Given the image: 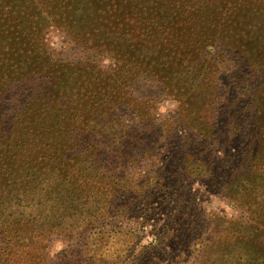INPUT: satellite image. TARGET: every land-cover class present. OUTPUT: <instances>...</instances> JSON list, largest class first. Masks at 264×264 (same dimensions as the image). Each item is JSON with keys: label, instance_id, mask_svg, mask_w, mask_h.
Returning <instances> with one entry per match:
<instances>
[{"label": "rangeland", "instance_id": "rangeland-1", "mask_svg": "<svg viewBox=\"0 0 264 264\" xmlns=\"http://www.w3.org/2000/svg\"><path fill=\"white\" fill-rule=\"evenodd\" d=\"M27 1H30V6L26 4ZM56 1L64 0H4L0 3V7L8 8L0 10V20L3 19L4 21L1 24L2 28L3 25L8 24L5 30L8 29L9 31L8 33L5 32V35L10 36L13 33L9 46L12 52L15 53V60H19L22 56L24 58L31 56L28 62V59H23L22 61L29 64L28 70L19 65L17 67L18 62H7L15 65V69L0 68V80L3 76L7 81L10 78L13 82H17L18 88L24 89L27 87L28 90H31V88L38 86L39 89H42L41 92H45L42 97H39L37 93L34 94L33 91H30L29 95L22 97L19 94L13 96L10 93L11 114L12 116L15 114L20 115L15 118L13 126L16 134L20 130L24 134V130L28 126L22 113L28 100L35 104L37 100L43 99L42 104L44 107L59 101L65 107L68 106L70 108L82 105L83 102L88 101L92 97L94 94L92 88L85 86L84 89H75L76 84L74 82L82 81L85 83L86 80L82 78L89 79V73L98 66L97 63L95 67L94 65L89 67L86 66L85 62H101L110 70L111 73L109 74L112 75V79L117 82L116 84L119 88L121 84L119 80L125 79L133 87V96H138L139 99H143L142 96L151 97L152 99H148L146 104L143 103L140 111L142 114L136 112L140 116H137V114L131 115V113L127 114V116L131 115L127 117L129 125L131 124L133 128L138 127L148 130L149 136L140 146H135L134 148L130 145L125 146L124 152L127 155L122 159H116V162H126L127 172L129 170L124 182L125 186H127L123 197L124 202L127 204L126 207L123 210L118 209V202H116V199L111 198L112 195H109L108 199L112 200L111 203L107 205L106 201H100L97 204L99 208L98 218L89 224L86 231L80 234H73L56 228L48 229L40 247V250L44 253L45 264H252L246 257L247 251L244 243L255 238L256 231L264 230V169L259 168L258 170L256 167L248 170L246 166H243L242 172L255 173L251 179L255 186L253 192H248L247 194H245V191L239 192L241 195L240 199L245 201V204L241 206L236 195L233 197L230 189L227 193L225 187H223L222 175L224 174L222 172L224 168H222V165L225 161V157H223L225 153L237 154L246 148L245 145L241 144L242 141L240 144H234L231 148H216L214 154L217 159H221V161H216L212 160L214 157L207 151L210 147H200L197 140H193L195 143L193 145L186 144L187 139L185 140V138L188 133L186 128L175 125V130L171 131L172 129L163 125L162 122L168 115L187 109L188 103L192 101L189 87L184 83H180V78L173 80L175 78L172 74L174 70L169 69L172 67L173 62L176 63L174 66H176L177 71L178 66L183 65L185 62L194 64L207 62L209 66H218V62L220 64L224 62L225 66L223 69L226 68L227 71V66H235L237 63L243 62L241 53L229 54L218 43L211 46L208 45L204 49L200 45L188 49V45H184L187 47H180L179 43L173 44L172 41L170 44L162 43V41L153 44L149 40L148 43L139 45V41L135 42V38H139V35L133 34L128 41L122 40L121 42L118 40L114 44L113 42L108 43L104 50H109L112 53L120 50L122 59H127L124 62H130V64H124L123 75L121 76L118 68L112 69L117 66V63H119L118 67L123 64V61L119 60L116 54L97 53V50L92 49V46L97 41L94 43L92 41L89 47H86L81 45L82 39H80L79 46L77 45L74 40L79 39L77 34L81 29H78L73 20L69 19L72 14L78 16V13H76V4L78 3H81L82 7H84L83 11H80L81 14L95 15L94 11L96 9L93 10V8L110 6L119 3L118 0H74V3L68 1L65 4H57ZM128 1L130 4L134 2L135 6L138 2L137 0ZM143 1L140 0L141 7L146 8L145 10L148 8V11H155L158 18L170 14H175L176 16L178 12H175L174 9L168 13H166V10H169L171 6H190L186 3L189 2L193 3V7L190 6L192 14H202L204 18L211 16L213 19H217L219 17L214 12L218 6L223 8L229 4L232 5L230 2L233 0H210L209 6L205 8L199 5L200 0ZM239 1L242 2V9L239 7L240 13L238 12V14H240V17L237 19V25L235 26L236 32L245 31L246 29L245 33H247V36L251 32H260L261 30L257 29L254 31L250 27L255 24V21L261 19L262 15L260 14L264 6H261V9L258 3L250 0ZM120 2H124V0H120ZM35 3L40 6V9L38 8L37 10L33 6ZM150 3L154 4L151 6ZM16 6H24L26 13L22 15L23 10L17 11ZM131 6L133 5L131 4ZM182 10L183 8L179 7V12ZM247 11H252L251 15H246ZM137 12L138 14H143V10L139 12L137 9ZM27 15L33 16V27L23 37L15 36L20 34L13 32L19 25L18 19L28 20L29 18H24ZM64 18L65 21H63ZM215 22L217 23L219 34L214 38H216L217 42H224L225 38L231 37L232 33L230 31L233 32V30L227 31L221 26L222 23L219 20ZM1 31L2 29H0ZM81 32L83 33L82 30ZM211 32L214 33V31ZM220 33L223 35H220ZM238 34L241 35V32ZM87 38L89 39L90 37ZM4 40L5 36L0 34V53L2 48L7 47V44L2 43ZM143 40L145 41V39ZM121 43L125 45L123 47L125 50L120 48ZM19 50L26 51L18 52ZM4 52L7 56L9 55L7 50ZM94 55L97 57H94ZM34 62H38V64ZM254 62L256 61L254 60ZM139 64L142 65L140 67L144 68V73L137 69ZM53 65H57L55 76L49 75L50 66ZM31 66H34V68L31 69ZM151 67L155 69L154 73ZM34 69L39 74L43 73V75L39 77L38 74L32 73L31 71ZM74 70L79 71V73H75ZM231 70L230 75L228 72L225 77L227 81H231L232 84H229L230 86L234 82L232 79L239 80L241 78L240 76L237 77V73L233 68ZM5 71L6 73L4 74ZM147 71L152 72L153 75H149ZM253 71L257 70L253 69ZM14 72L17 73L15 74ZM27 72H30L29 79L23 78V75ZM241 73L244 74L245 72L241 71ZM155 74H159V77L155 76ZM137 80L142 81L136 84ZM262 80L256 79V81L260 82ZM164 81H168V90L162 86ZM247 81L248 79H245L244 82L246 83ZM9 83L12 85L10 81ZM61 90L63 93L60 92ZM90 100H93V98H90ZM35 111L37 109L33 108V117L35 116ZM78 111L77 107L76 113ZM43 118L44 115H42V120ZM34 126L37 130L41 129V119ZM151 126L153 129H151ZM172 133L176 141L167 143L166 141ZM23 134V138L28 140V136ZM39 143L40 141L36 145L38 146ZM125 143L127 144L128 142ZM195 145H197L196 149L193 150ZM150 149L173 152L166 156L172 160L173 164V168L168 173L164 174L162 171H158V166L161 163L153 155L146 154V150ZM46 150L38 149L28 152L26 156L30 158L29 164L27 160H21L15 166L14 169L19 167L16 175L10 181V184L5 185L3 190L5 195L11 192L6 195V201L14 198V194L20 197L24 191L29 193V189H33V187H37L38 196L33 198L34 201L26 198L22 199V206L18 208L17 212L16 205L11 210L2 208L0 210V215H3L2 221L6 222V216L9 214L12 220L18 219L20 215L17 217L15 215L23 211L22 207L39 202L40 198L46 194L45 188L49 187L52 190L54 188L52 186L58 182L44 179L42 183L38 184V174L34 168H31L41 165L40 163L44 167L48 162L51 163L49 159L51 154ZM113 150L115 148L111 147V151ZM68 151L72 150L68 149ZM190 152L194 154L201 152V154H207L208 156L204 160L210 166L207 165L203 168L204 170L199 175L200 177L192 176V171L197 164L195 163L194 155ZM67 154L69 155L68 162H76L78 160V153L75 151ZM122 156H119V158ZM222 160L224 161L222 162ZM84 166L89 167V164L83 165L81 163L77 167ZM29 167L32 175L34 174V178L31 177V174L30 176L27 175ZM70 172L69 167L66 172L60 173L64 179L60 178L59 180L63 182ZM111 178L112 174H108L96 184L100 189L109 187L114 190L113 183L107 185ZM28 186L30 187L28 188ZM225 193L230 197L232 196L231 200L226 198ZM102 210L104 211L100 213ZM31 212L35 214H31L28 218L33 219L34 215L39 216L38 212H34L31 209L25 210L23 214L27 216ZM227 220L236 221V224H227ZM39 222L41 220L37 218L35 225L39 224ZM113 230L117 231V236L107 237L106 235ZM234 231L236 233L229 238L227 235L232 234ZM111 235L114 234L111 233ZM99 237L100 239L102 238L101 241L99 240L100 244L96 243L93 245L96 247H92L90 243L97 242ZM99 246H101V249ZM93 254L95 257L89 261L88 256ZM101 255L105 256L107 260L100 259L98 256ZM241 256L243 258H240Z\"/></svg>", "mask_w": 264, "mask_h": 264}, {"label": "trees", "instance_id": "trees-1", "mask_svg": "<svg viewBox=\"0 0 264 264\" xmlns=\"http://www.w3.org/2000/svg\"><path fill=\"white\" fill-rule=\"evenodd\" d=\"M2 1L4 0H0V3ZM68 1L74 3V0L56 1V3L65 4ZM137 1L136 6L134 2L131 3L133 5L131 6L128 0H124V2L118 0L119 3L110 6L93 8V10L96 9L94 11L95 15L81 14L80 11H83L84 7H82L81 3L76 4L78 16L72 14L69 19H72L75 26L81 29L83 33L80 30L77 34L79 41L77 39L74 41L79 46L80 39H82L81 45L86 47H89L92 41L93 43L97 41L92 46V49L97 50V53L116 54L118 59L123 61V64L118 67L119 63H117V66L112 69L118 68L121 76L123 75L124 64H130V62H124L127 59H122L120 50H116L115 53L104 50L108 43L113 42L114 44L118 40L121 42L122 40L128 41L133 34L139 35V38H135V42L139 41V45L146 44L149 40L153 44L161 41L162 43L170 44L172 41L173 44L179 43L180 47H187L184 45H188V49H192L200 45L204 49L208 45L211 46L218 43L229 54L241 53L243 62L237 63L235 66H227V71L226 68L223 69L225 66L224 62L221 64L218 62V66H209L207 62L195 64L185 62L183 65L178 66V71L175 68L176 66H174L176 63L173 62L172 67H174L169 68L174 70L172 74L175 78L173 80L180 78V83H184L189 87L192 101L188 103L187 109L168 115L162 122L163 125L172 129L171 131L175 130V125L186 128L188 131L185 138V140L187 139L186 144L193 145L195 144L193 140H197L200 147H210L207 151L214 157L212 160L216 161H221L214 154L216 148H231L234 144H240L242 141L241 144L246 146L242 152L240 151L237 154L225 153L223 156L225 161L222 160V162L224 161L222 165V168H224L222 172L224 174L222 175L223 187H225L227 193L230 189L232 196L236 195L242 206L245 201L240 199L241 195L239 192L245 191V194L253 192L255 186L253 181H251L255 173L242 172L243 166H246L248 170L256 167L258 170L259 168L264 169V8L262 9L264 0H250L258 3L259 8L262 6L260 14L262 16L261 19L254 20L255 24L250 27L254 31L257 29L261 31L251 32L248 36L245 33L246 29L245 31L236 32L235 26L237 25V19L240 17L238 12L240 8L242 9V2L239 0H233L234 2H230L232 5L229 4L223 8L218 6L214 12L219 17L217 19H213L211 16L204 18L202 14H192L190 6L193 7V3L189 2L186 3L190 6H171L169 10H166V13H168L174 9L175 12H178L176 16L175 14H170L158 18L155 11H148V8L145 10L146 8L141 7L140 0ZM210 2V0H200L199 5L205 8L209 6ZM26 4L30 6L29 4L31 3L27 1ZM150 4L152 6L154 3ZM33 6L37 10L40 7L37 6V3L33 4ZM179 7L183 8L181 12H179ZM0 8V10L8 9L3 6ZM16 8L18 9L17 11L23 10L22 15L26 13L24 6H16ZM137 9L139 12L143 10V14H138ZM246 13V15H251L252 11H247ZM24 18L29 19H18L19 25L13 32L20 34L15 36L23 37L33 27V16L27 15ZM218 20L227 31L233 30V32L230 31L233 36L223 38L224 42H217L216 38H214L219 34L218 26L215 22ZM63 21H65V18ZM198 21L199 23H197ZM3 22V19L0 20V27ZM7 26L8 24H5L3 28H0L2 29L0 34L5 36V40L2 43L7 44V47L1 49L0 68L15 69V65L7 62H18L17 67L19 65L28 70L29 64L22 61L23 59H28V62L31 56L29 55V58L22 56L19 60H15V53L12 52L9 46L13 33L11 34L12 36L5 35V32L8 33L9 31L8 29L5 30ZM22 30L24 31L22 32ZM211 31H214V33ZM240 32L241 35L238 34ZM220 35L223 34L220 33ZM87 37L90 38L88 39ZM116 47L119 49L118 46ZM123 47L125 45L122 44L120 48L125 50ZM5 50L9 52L8 56L5 54ZM25 51L19 50L18 52ZM96 55L94 57H97ZM34 63L38 64V62ZM97 63L98 66L96 68L95 65ZM85 64L89 67L94 65L95 69L89 73V79L82 78L86 80L85 83L82 81L74 82L76 84L75 89H84L85 86L92 88L94 94L92 93L93 95L90 98H93V100L89 98L82 105L74 106L76 108L65 107L59 101L44 107L42 104L43 99L37 100L35 104L28 100L26 108L22 111L28 124L24 130L28 140L23 138L21 130L17 134L14 131L15 118L20 115L15 114L12 116L11 114L10 93L13 96L19 94L22 97L29 95V92L33 91L34 94L37 93L39 97H42L45 92H41L42 89H39L38 86L31 88V90H28L27 87L24 89L18 88L17 82H13L8 77L12 85L3 76L0 80V210L2 208L11 210L16 205L17 212L18 208L22 206V199L26 198L34 201L33 198L38 196L37 187L29 189V193L24 191L20 197L14 194V198L9 201H6V195L11 192L6 195L3 193L5 185L10 184V181L14 179L19 167L14 168L19 164V161L27 160L29 164L30 158L26 156L28 152L47 149L46 151L51 154V158H49L51 163L48 162L45 167L42 163L31 167L38 174V184L42 183L44 179L52 182L58 181L52 186L54 187L52 190L49 187L45 188L46 194L40 198L39 202L22 207L23 211L15 215V217L20 215L18 219L12 220L9 214L6 216L7 221L4 222L2 221L3 215H0V264H45L44 253L40 250V247L48 229L56 228L73 234H80L86 231L89 224L98 218L99 208L97 204L100 201H106L107 205L111 203L112 200L108 199L109 195H112L111 198L116 199V202H118V209L123 210L127 205L123 197L125 196L124 191L127 189L124 182L129 170L127 172L126 162H116V159H122L127 155L124 152L125 146L130 145L132 148L140 146L149 136L148 130L138 127L133 128L131 124L129 125L127 117L133 114H137V116L142 114L140 111L143 103L146 104L148 99L151 100L152 98L142 96L143 99H139L138 96H133V87L125 79L119 80V83H121L119 88L116 84L117 82L109 74L111 73L110 70L101 62H85ZM56 66H50L49 75H56ZM140 66L142 65H137L139 67L137 69L144 73V68ZM33 68L34 66H31V69ZM232 68L237 73V77H241L239 80L232 79L234 81L232 86L236 87L230 86L229 84H232L231 81L225 79L226 74L229 72L230 75V72H232ZM253 69L257 71H253ZM240 70L245 73H241ZM31 72L38 74L39 77L43 75V73L39 74L36 69ZM74 72L79 73L76 70ZM152 72L154 73L155 69ZM152 72L147 71L149 75H153ZM29 73H25L23 78L29 79ZM155 76L159 77V74H155ZM245 79H248L246 83L244 82ZM256 79L263 80L260 82L256 81ZM140 81L142 80H137L136 84ZM162 86L168 90V81H164ZM60 92L63 93L62 90ZM53 95L55 94L53 93ZM77 107L79 111L76 113ZM33 108L37 109L34 112V117L32 116ZM129 113L131 115L127 116ZM42 115H44L43 120ZM39 119H41L42 127L37 130L34 124L36 123L37 125ZM180 120L182 121L178 122ZM151 129H153L152 126ZM38 141L40 143L37 146ZM175 141L176 139H174L172 133L166 142ZM125 142L128 143L126 144ZM196 146L193 147V150L196 149ZM111 147L115 148V150L111 151ZM68 149L72 151H68ZM73 151L78 153V160L76 162H68L69 155L67 153ZM146 151V154L153 155L161 163L158 166V171L166 174L173 168L172 160L166 157L173 152L154 149ZM190 153L194 155L195 163L197 164L192 171V176L200 177L199 175L203 173V168L207 165L210 166L204 160L208 156L207 154H201V152L199 154ZM190 153H188L189 156H191ZM119 156L122 157L119 158ZM81 163L83 165L89 164V167L78 168L77 166L81 165ZM69 167L71 172L61 182L59 179H64V177L60 173L66 172ZM31 168L29 167L27 175L30 176L31 174V177L34 178V174L32 175L30 171ZM108 174H112V178L107 185L113 183L115 191L109 187L100 189L96 184ZM225 196L229 200L232 198L226 193ZM27 209L38 212L39 216L34 215L33 219L28 218L31 214H35L33 212L24 216L23 213ZM37 218L41 222L35 225ZM226 223L235 225L236 221L227 220ZM111 233L114 235H111ZM116 233L117 231L113 230L106 236L112 238L117 236ZM235 233L236 231L227 236L230 238ZM99 240L101 241L102 238L100 239L99 237L97 242H92L90 245L96 247L93 245L96 243L100 244ZM244 244L247 251L246 257H248L249 261L252 264H264V230L256 231L255 238ZM99 247L101 249V246ZM94 257V254L89 255L88 260L91 261V258ZM98 257L107 260L105 256L101 255ZM240 258H243V256Z\"/></svg>", "mask_w": 264, "mask_h": 264}]
</instances>
